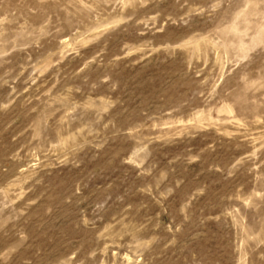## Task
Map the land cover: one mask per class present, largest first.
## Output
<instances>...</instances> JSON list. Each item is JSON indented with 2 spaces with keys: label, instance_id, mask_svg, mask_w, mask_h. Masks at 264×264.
<instances>
[{
  "label": "rangeland",
  "instance_id": "obj_1",
  "mask_svg": "<svg viewBox=\"0 0 264 264\" xmlns=\"http://www.w3.org/2000/svg\"><path fill=\"white\" fill-rule=\"evenodd\" d=\"M0 264H264V0H0Z\"/></svg>",
  "mask_w": 264,
  "mask_h": 264
}]
</instances>
